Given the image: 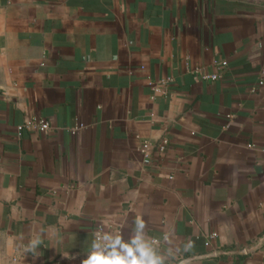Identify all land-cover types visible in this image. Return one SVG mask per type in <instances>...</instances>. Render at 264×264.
Listing matches in <instances>:
<instances>
[{
  "label": "crops",
  "instance_id": "obj_1",
  "mask_svg": "<svg viewBox=\"0 0 264 264\" xmlns=\"http://www.w3.org/2000/svg\"><path fill=\"white\" fill-rule=\"evenodd\" d=\"M262 69L264 0H0V264H264Z\"/></svg>",
  "mask_w": 264,
  "mask_h": 264
},
{
  "label": "clouds",
  "instance_id": "obj_2",
  "mask_svg": "<svg viewBox=\"0 0 264 264\" xmlns=\"http://www.w3.org/2000/svg\"><path fill=\"white\" fill-rule=\"evenodd\" d=\"M143 227V223L137 221V235L129 243H121L119 237L113 241L112 237L108 235L103 237L106 242L103 245L93 241L90 245L88 258L83 261V264H158L157 259L154 258L142 238ZM130 245L134 246L135 253H138L139 256L134 253V249ZM117 246L123 251V256L116 251Z\"/></svg>",
  "mask_w": 264,
  "mask_h": 264
},
{
  "label": "built area",
  "instance_id": "obj_3",
  "mask_svg": "<svg viewBox=\"0 0 264 264\" xmlns=\"http://www.w3.org/2000/svg\"><path fill=\"white\" fill-rule=\"evenodd\" d=\"M261 79L259 81V84L263 85L264 84V69H262L261 71ZM203 79H206V80H216L218 78H220V74L218 73H205L203 74ZM26 127L28 128H39L40 130L44 131V132H47L50 130V125L45 122V121H41L40 123H27L25 125ZM23 130V127L20 126L19 127V131L21 132ZM160 150H164V147H165V142H163L160 146ZM151 148H152V143L150 141H145L141 147H140V151L141 153L143 154V161L145 164H149L151 161H152V153H151ZM215 236V235H213Z\"/></svg>",
  "mask_w": 264,
  "mask_h": 264
}]
</instances>
